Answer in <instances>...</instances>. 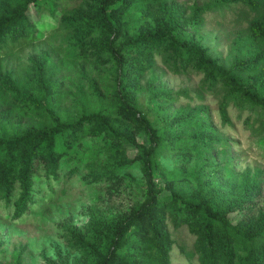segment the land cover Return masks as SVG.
I'll return each instance as SVG.
<instances>
[{"label": "rangeland", "instance_id": "rangeland-1", "mask_svg": "<svg viewBox=\"0 0 264 264\" xmlns=\"http://www.w3.org/2000/svg\"><path fill=\"white\" fill-rule=\"evenodd\" d=\"M213 1L162 0L160 5H142L128 14L130 32L138 27L155 30L157 22L178 19L182 36L198 43L223 67L257 62L255 57L261 50L249 38L248 28L261 12L232 7L201 12L194 9L195 5L211 6ZM89 3L93 0H55L54 14L46 12L40 20L54 26L51 34L11 56L0 57V88L6 90L20 75L30 71V76L40 69L45 83L49 81L55 87L52 112L61 119L75 120L84 113L82 109L111 114L115 108L114 64H104L105 56L99 61L79 57V40L61 23L63 17L71 18ZM32 18L39 17L32 13ZM256 69L254 74L264 75V61ZM242 76L264 98L263 76L256 81L252 74ZM133 78L132 99L139 111L136 116H147L151 121L157 118L167 130L169 147L159 148L156 154L159 169L154 181L161 197L168 195L169 189H176L187 194L214 195L215 199L235 205L247 202L246 211L255 214L263 210L264 131L254 134L245 127L250 111L240 112L231 103L226 108L230 123L223 122L225 92L210 88L206 77L194 68L177 71L168 59L157 55L150 68L136 71ZM35 93L32 96L39 100L45 97L42 91ZM10 97L9 102L0 99V137L49 125L50 117L46 120L42 116L44 107ZM125 124V130L138 143L144 142L141 131L129 122ZM194 139H199L195 149L189 145ZM205 139L215 144H204ZM110 146L111 141L104 136L81 135L69 151L70 162H60L56 178L41 171L32 191L36 202L18 220H12L10 215L19 190L7 203L0 199V264H79L82 252L76 248L77 241L81 238L84 245L89 244L100 230L99 220L121 219L140 203L146 176L134 159L118 170L117 180L88 178L85 164L89 154L99 153L104 161V151ZM125 149L130 158L136 156L134 146L126 144ZM254 185H258L257 191L248 193ZM228 219L235 225L245 219L244 212H233ZM165 229L171 240L170 264H200L194 254L197 237L169 217Z\"/></svg>", "mask_w": 264, "mask_h": 264}, {"label": "trees", "instance_id": "trees-1", "mask_svg": "<svg viewBox=\"0 0 264 264\" xmlns=\"http://www.w3.org/2000/svg\"><path fill=\"white\" fill-rule=\"evenodd\" d=\"M160 1L93 0L86 8L75 11L71 18L61 20L64 29L73 32L79 40V57L90 56L99 61L105 56L104 64H114L115 108L111 114L82 109L84 113L75 120L61 119L52 112L56 103L55 87L49 81L45 83L40 69L30 76H27L30 71L20 75L6 90L0 88L2 101L9 102L11 95L13 100L34 102L45 108L42 116L46 120L50 117L46 127L27 128L0 137V199L7 203L18 189L11 219L27 215L36 202L32 191L41 171L47 177L56 178L60 162H70L69 151L81 135L104 136L111 141V146L104 151V161L99 153L89 154L90 159L85 164L88 178L92 181L117 180L118 170L134 159L140 164L146 183L140 203L125 217L99 220L100 230L89 244L84 245L81 238L77 241L76 248L82 252L79 264H170L171 240L165 229L167 217L177 225H185L188 232L197 237L194 254L198 255L200 264H264V208L255 214L246 211L244 204L247 202L235 205L215 199L214 195L187 194L176 189H169L168 195L161 197L154 181L159 169L156 154L159 148L169 147L167 130L157 118L151 121L147 116H136L139 111L131 91L135 84L134 73L150 68L157 55L168 59L177 71L194 68L206 77L210 88L225 92L223 122L230 123L226 108L233 103L240 112L250 111L244 125L250 132L261 134L264 131V98L259 97L242 74H252L255 81L263 76L264 82V75L254 74L257 64L264 61V1L214 0L211 6H194L200 12L231 7L261 12V17L252 20L248 28L249 38L261 50L255 57L257 62L231 68L223 67L198 43L182 36L178 31V19L157 22L155 30L138 27L130 32L129 12L142 5H160ZM46 12L54 14L55 0H0V57L11 56L23 46L51 34L54 26L40 22ZM32 13L39 18L33 19ZM2 82L6 85L5 80ZM39 91L45 95L41 100L32 96ZM125 121L144 134V142L138 143L134 135L125 130ZM198 140L189 141V145L197 148ZM126 144L136 149L134 158L128 156ZM204 144L212 145L215 141L205 139ZM256 188L258 185L251 187L248 193L256 192ZM236 211L244 212L245 219L234 225L228 215Z\"/></svg>", "mask_w": 264, "mask_h": 264}]
</instances>
